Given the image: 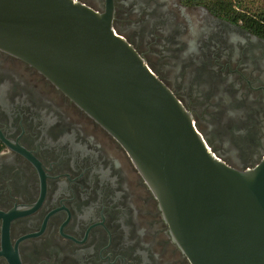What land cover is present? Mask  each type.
I'll return each instance as SVG.
<instances>
[{
    "label": "flooded vegetation",
    "instance_id": "flooded-vegetation-1",
    "mask_svg": "<svg viewBox=\"0 0 264 264\" xmlns=\"http://www.w3.org/2000/svg\"><path fill=\"white\" fill-rule=\"evenodd\" d=\"M77 1L112 7L113 30L221 161L247 169L262 159L264 36L225 18V0ZM254 18L264 25L259 6ZM0 264H191L123 145L1 49Z\"/></svg>",
    "mask_w": 264,
    "mask_h": 264
},
{
    "label": "water",
    "instance_id": "water-1",
    "mask_svg": "<svg viewBox=\"0 0 264 264\" xmlns=\"http://www.w3.org/2000/svg\"><path fill=\"white\" fill-rule=\"evenodd\" d=\"M0 49L37 68L126 149L191 264H264V156L221 161L191 113L112 27L77 0H0Z\"/></svg>",
    "mask_w": 264,
    "mask_h": 264
},
{
    "label": "trees",
    "instance_id": "trees-1",
    "mask_svg": "<svg viewBox=\"0 0 264 264\" xmlns=\"http://www.w3.org/2000/svg\"><path fill=\"white\" fill-rule=\"evenodd\" d=\"M224 3L225 18L234 22L241 21L247 28L264 36V25L255 22L254 18L258 6L264 14V0H225Z\"/></svg>",
    "mask_w": 264,
    "mask_h": 264
}]
</instances>
